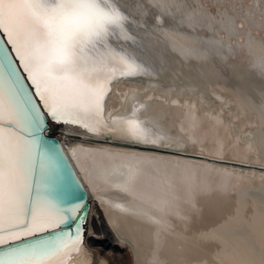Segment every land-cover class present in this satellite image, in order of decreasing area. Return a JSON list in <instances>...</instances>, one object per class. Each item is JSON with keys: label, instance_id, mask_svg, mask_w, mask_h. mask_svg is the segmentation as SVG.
I'll return each mask as SVG.
<instances>
[{"label": "bare ground", "instance_id": "bare-ground-1", "mask_svg": "<svg viewBox=\"0 0 264 264\" xmlns=\"http://www.w3.org/2000/svg\"><path fill=\"white\" fill-rule=\"evenodd\" d=\"M149 4L165 22L138 5L147 47H124L153 71L113 85L104 121L135 109L164 146L52 126L91 203L83 244L57 264H108L96 249L114 238L133 264H264V0Z\"/></svg>", "mask_w": 264, "mask_h": 264}, {"label": "snow or ice", "instance_id": "snow-or-ice-1", "mask_svg": "<svg viewBox=\"0 0 264 264\" xmlns=\"http://www.w3.org/2000/svg\"><path fill=\"white\" fill-rule=\"evenodd\" d=\"M142 4L163 25L149 0H0V264H57L83 243L88 206L58 194L47 171L49 153L63 155L45 136L53 125L164 146L135 109L104 121L113 85L153 71L124 47H147L133 31L150 30Z\"/></svg>", "mask_w": 264, "mask_h": 264}, {"label": "water", "instance_id": "water-1", "mask_svg": "<svg viewBox=\"0 0 264 264\" xmlns=\"http://www.w3.org/2000/svg\"><path fill=\"white\" fill-rule=\"evenodd\" d=\"M0 43H6V37H4L3 33H0ZM45 136L49 138L50 144L52 142H58L59 143V149L63 153L62 156L59 154V152L49 153V158L51 159V161H50L51 166H50L49 175L54 180L55 187H56L58 194L62 195L66 200H68L70 202H78V201L84 202L88 206V217H89V213L91 210V203L89 200L88 192L85 189L84 185L82 184L80 178L78 177L76 170H75L73 164L71 163V160L66 155L64 147L62 146L58 137L52 133L51 129H50V131L45 133ZM106 137L108 139H112L111 137H113V135L107 134ZM109 141H111V140H109ZM141 147H147V146H141ZM142 149H145V148H142ZM159 149L175 152V150H171L170 148H159ZM176 152L182 153L179 151H176ZM168 153H173V152H168ZM184 154H187V155H184ZM184 154H178V155L188 156V157H192V158H201V159L213 161L210 158H203V156H199V155L188 154V153H184ZM215 162H220V163L230 164V165H235V166H241V167H246V168L262 169V168H258V167H252L248 164H243V163H239V162H232V161H227V160H215ZM87 221H88V218H87ZM86 229L87 228L85 225L84 226L83 242L85 240Z\"/></svg>", "mask_w": 264, "mask_h": 264}, {"label": "rangeland", "instance_id": "rangeland-1", "mask_svg": "<svg viewBox=\"0 0 264 264\" xmlns=\"http://www.w3.org/2000/svg\"><path fill=\"white\" fill-rule=\"evenodd\" d=\"M96 251L108 264H133L131 250L128 246H123L114 238L111 246H98Z\"/></svg>", "mask_w": 264, "mask_h": 264}]
</instances>
